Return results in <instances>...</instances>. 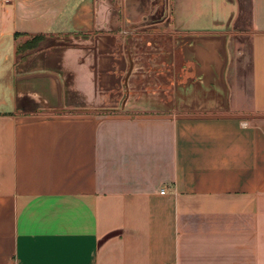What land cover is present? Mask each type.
I'll return each instance as SVG.
<instances>
[{
  "label": "crops",
  "instance_id": "0c3cea01",
  "mask_svg": "<svg viewBox=\"0 0 264 264\" xmlns=\"http://www.w3.org/2000/svg\"><path fill=\"white\" fill-rule=\"evenodd\" d=\"M4 4L0 264H264V0ZM158 38L171 97L123 100Z\"/></svg>",
  "mask_w": 264,
  "mask_h": 264
},
{
  "label": "flooded vegetation",
  "instance_id": "af4514ba",
  "mask_svg": "<svg viewBox=\"0 0 264 264\" xmlns=\"http://www.w3.org/2000/svg\"><path fill=\"white\" fill-rule=\"evenodd\" d=\"M162 42H165L164 44ZM160 42V40H147V42L145 41L144 45H148V46H151V49L150 51L151 52H155L157 55L159 54L160 55V50H162V47H165L167 49H169L168 52H166V55L165 56V66H164V63L163 62H159V58L160 57H157L156 61H155V65L157 68L155 69V71L158 70V75L159 77L155 78V80L151 79L152 78V74H149L151 73V71H146L142 77L145 78V83L147 84V86L145 84H142V86H137L133 84L132 82V79L134 78L135 74L133 75L132 79H131V83H129L126 87V85L124 84L123 87H124V92L125 94L123 95V93H121V97L123 98V100L125 99H128V97H130V93L133 91L135 94L137 95H141L143 92H147V91H162V92H165L166 95L170 98L172 92H173V88H174V84H175V79L173 77V73L176 72L174 70V66L172 65L173 64V60L175 59L176 55V45L169 41V40H166L165 41H162ZM137 43L134 41L132 47L130 49H127L129 52L132 53V55L134 56L135 55V50H134V47ZM123 51V49H122ZM149 52V49L147 50ZM150 54V53H149ZM163 63V64H162ZM170 63V64H169ZM160 65H162L163 68H160L161 71H164L166 72V74H161L160 76V71H159V67ZM163 73V72H161ZM157 75V76H158ZM160 77H162V79H160ZM178 79V78H177ZM150 81V82H149ZM150 85H153L155 86L156 88H153V89H150ZM122 100V101H123Z\"/></svg>",
  "mask_w": 264,
  "mask_h": 264
},
{
  "label": "rangeland",
  "instance_id": "374dc122",
  "mask_svg": "<svg viewBox=\"0 0 264 264\" xmlns=\"http://www.w3.org/2000/svg\"><path fill=\"white\" fill-rule=\"evenodd\" d=\"M0 7L2 8V10H5V9H12L13 10L15 8V6L9 5V4H4L1 1H0ZM129 32H133V34H135V31H129ZM239 36H240V32L239 33H236L234 35V37L231 39V41H230L231 56L234 59H235V57H238V55H240V54H244V53L246 55L248 54V49L249 48H248L247 45H245L244 42L241 43V41L239 40ZM158 40H159V38H158ZM66 41L69 42V41H72V39L71 38H68V40H66ZM162 41H165V40H160V42H162ZM20 43L21 42H18V44L16 45L17 48H18V45ZM136 43L137 44L134 47V50H135V55L134 56L136 58H138V60H139L140 63L143 62V65H142V67L140 66L138 68V70L136 71L135 76L132 79V82H133L134 85H136V87L137 86H142V84H145L147 86V84L145 83V78L142 77L143 74L148 70V71H151V73H149V74H152V76H151L152 78H150V80L151 79L152 80L153 79L155 80V78L159 77L158 70L155 71V69L157 68L156 66H154L155 65V61H156L157 57H160L159 58L160 59L159 62L165 63V56H167L166 55V52H168L169 49H167L165 47H162V50H160V55L159 54L157 55L155 52H151L150 51L151 46L144 45V44L140 45V44H138V42H136ZM162 43L164 44L165 42H162ZM148 49H149V52L147 51ZM11 51H12V49H11ZM2 52H3V49L0 48V53H2ZM25 53H27V55L30 54V52H25ZM176 53H177V51H176ZM31 54H33V52ZM20 56H24V55H20ZM32 56L35 58V56H37V55L36 54H33ZM160 68H163L162 65H160V67H159L160 75L161 74H166V72L164 71V69H163V71H161ZM161 72H163V73H161ZM160 79H162V77H160ZM153 88H156V87L153 86V85H150V89H153Z\"/></svg>",
  "mask_w": 264,
  "mask_h": 264
},
{
  "label": "water",
  "instance_id": "95a60500",
  "mask_svg": "<svg viewBox=\"0 0 264 264\" xmlns=\"http://www.w3.org/2000/svg\"><path fill=\"white\" fill-rule=\"evenodd\" d=\"M222 54L224 56V60H223V66L220 71V78L218 80V84L220 86L221 91L223 92L222 95H224L226 103H227V100H228L227 97H228L229 90H228V84L225 79V67H226V61L228 59L226 48L223 49ZM61 101H62V90H61Z\"/></svg>",
  "mask_w": 264,
  "mask_h": 264
},
{
  "label": "trees",
  "instance_id": "16d2710c",
  "mask_svg": "<svg viewBox=\"0 0 264 264\" xmlns=\"http://www.w3.org/2000/svg\"><path fill=\"white\" fill-rule=\"evenodd\" d=\"M43 38L44 37L42 35H39L35 39L27 41L24 44L18 46L16 51L17 55H21L28 49L38 46V44L43 40Z\"/></svg>",
  "mask_w": 264,
  "mask_h": 264
},
{
  "label": "built area",
  "instance_id": "2783aa9c",
  "mask_svg": "<svg viewBox=\"0 0 264 264\" xmlns=\"http://www.w3.org/2000/svg\"><path fill=\"white\" fill-rule=\"evenodd\" d=\"M0 1L3 2V3H10L12 0H0Z\"/></svg>",
  "mask_w": 264,
  "mask_h": 264
}]
</instances>
